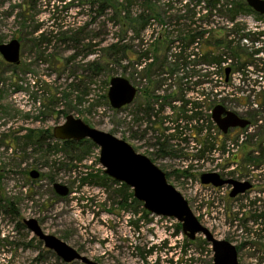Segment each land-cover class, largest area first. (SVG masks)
<instances>
[{"label": "rangeland", "instance_id": "1", "mask_svg": "<svg viewBox=\"0 0 264 264\" xmlns=\"http://www.w3.org/2000/svg\"><path fill=\"white\" fill-rule=\"evenodd\" d=\"M47 1L43 0L42 6L36 5L33 9L26 5L28 0H0V44L11 40L20 43L18 65H9L0 56V264H65L45 249L24 225L18 229V219L7 210L9 204L17 210L22 221L35 219L45 234L65 242L98 264L212 263L210 247L197 244L205 242L202 236L196 238V243L188 244L191 241L181 234L175 220L144 216L142 205L136 200L134 203L131 197L121 206L132 191L128 188L123 193L118 192L121 184L113 183L103 173L99 148L91 141L63 146L61 141L53 138V141L46 140V145L51 147L49 152H45L48 147L44 145L38 149L24 142L23 137L29 132H50L52 135L53 128L62 124L68 115L80 119L90 128L125 141L136 153L148 157L165 173L167 182L186 199L198 221L215 238L228 241L237 248L238 264H264V73L262 79H258L260 82L256 80L260 88L254 86L253 79L254 72L263 68L258 66L257 70L252 68L248 73L231 75L222 94L228 100V110L245 119L252 117L250 126L223 135L216 126H208L206 106L201 107L204 132L215 147L202 159L190 163L179 153L198 154L187 150L192 146L189 135L193 124H181L180 132L184 135H178V139L170 142L169 149L159 145L164 141L158 143L160 133L149 130L148 120L133 127L137 133L130 138L128 118L131 109L113 110L107 100L109 80L123 77L121 68H111L90 83L85 80L83 83L88 88L83 94L81 89L72 91V85L80 83L87 74L73 73L72 69L90 62L79 57L65 62L73 55L69 44L56 42L52 45L56 50L49 51H54L64 62L37 59V54L26 43L27 39L32 40L31 37L38 35H29L36 26L41 24L45 31L55 30L65 22V26L72 29L90 21L88 8L80 7L79 0H65L66 4L74 6L67 10L57 6L56 0H50L49 4ZM158 4L162 7L167 1ZM175 6L179 7L178 4ZM57 16L60 21L53 19ZM239 20L248 29L264 30V20L255 15H242ZM225 22L224 18H219L214 24L218 27ZM188 23L186 20L167 21L161 27L151 21L142 36L138 39L130 37L134 60H138L141 51L148 50V45L160 32L171 34ZM91 28L98 33L96 43L102 38L105 43H111V38L120 33L119 28L114 30L110 25H103L101 19ZM175 37H169V41H173L167 51L169 62H181L175 58L182 54L179 53L181 44ZM256 57L264 60V51ZM95 59L93 55L87 61ZM190 61L193 59L187 60ZM134 63L130 64V70L134 72V80L130 83L141 92L145 86L144 77L139 73L141 68ZM223 67L229 68V65ZM174 72L169 86H174V82L182 80L184 75L176 66ZM213 75L222 77L220 71ZM241 76L244 82H239ZM189 77L182 83L192 87L193 77ZM123 78L128 79L127 76ZM212 83L215 84L213 80ZM157 96L160 98L161 95ZM195 98V94L188 92L185 99L192 103ZM184 137L188 144L181 142ZM30 171H37L39 177L31 179ZM211 172L224 178L249 181L254 190L247 196L229 200L227 186L213 188L200 184V175ZM54 183L67 186L69 195L57 196L52 188Z\"/></svg>", "mask_w": 264, "mask_h": 264}, {"label": "trees", "instance_id": "2", "mask_svg": "<svg viewBox=\"0 0 264 264\" xmlns=\"http://www.w3.org/2000/svg\"><path fill=\"white\" fill-rule=\"evenodd\" d=\"M161 1L79 0L80 4L78 5L80 7L88 8L87 12L90 18L88 23L70 29L65 26L64 22L57 29L47 31L43 30L41 24H39L29 34L34 36V34L37 35L38 33V35L34 36V38L31 37L32 40L27 39L26 43L31 46V50L37 54V59H41L42 62H64L54 53L56 48L52 45L56 42L63 45L69 44L73 51V55L65 62H72L78 57L83 59L84 62H90L85 64V66H77L72 69V71L74 70L73 73L80 71L85 75L87 74L85 79H80V83L72 85V91L81 89L83 94H86L88 88L83 83L85 80L90 83L91 80L101 76V74L108 73L111 68H121L123 77L127 76L129 81L134 80V72H132V69L130 70V64L135 62L134 64L141 68L139 73L144 77L145 86L141 88V92L138 91L139 97L137 98L138 103L136 106L134 108L130 105L125 106L131 109V115L128 118L130 138H134L137 133L132 128H137L140 123L142 124V122L148 120L149 130L160 133L158 143L163 140L164 142L159 143V145L166 149L170 142L178 139V135L179 137L184 135L182 131L180 132L183 127L181 126L182 123L193 124L190 126L189 135V139L192 140V146L190 145L187 150L196 151L198 154L189 156L183 152L179 153L183 155L182 157L186 161L193 163L202 159L207 151L215 147V143L210 142L209 135L204 132L206 129L201 123V107L206 106V123H208V126L215 128L210 120V112L216 105H222L227 109L228 100L222 94H224L225 87L230 83L231 75L248 73L249 69L257 70L258 66H261L263 69L260 72L255 71L253 76L254 86L260 88V83L256 82V80H261L263 77L264 60L256 57V55L264 51V30L248 29L245 23L239 20V17L242 15H255L262 20L264 18L255 14L243 0H166L167 4H162L163 6L160 7L161 4L158 3ZM50 2L48 0L47 4ZM43 3H45L43 0H28L26 5H30L31 8L35 9L36 5L42 6ZM56 3L57 6L60 5L66 10L74 7L66 4L65 0H56ZM176 3L179 7L175 6L177 5ZM201 4L203 6H200ZM137 10L139 11L138 13H136ZM166 13H173V15H167ZM219 18H224L226 24L216 27L214 22ZM53 19L60 21L58 16ZM100 19L103 25H110L114 30L119 28L120 33L115 34V37L111 38V43H105L106 40L104 38L98 43L94 42L98 33L91 28V25ZM179 20H186L189 23L181 25L183 28L180 31L175 30L171 34L165 31L160 32L152 39L148 45V50H145V52L141 51L138 55V60H134V53L130 43L131 36L138 39L146 32L151 21L163 27L167 21L176 23ZM173 35H176V41L181 44L179 50L182 49L179 53L182 54L175 56L181 62L168 61L167 51L170 50L169 46L173 43V41H169V37ZM243 44L251 47H246ZM51 49L54 50L53 53H49ZM93 55L96 56V59L87 61V58ZM190 58L193 61L187 62ZM224 64H228L230 70L227 80ZM175 66L177 71H182L184 75L182 80L178 79V82H174L176 83L174 86H169L168 83L175 73ZM218 71H220L222 77L218 78L213 75V72ZM189 76L193 77L192 87L182 83ZM243 76L239 78V82H244ZM212 80L215 84L212 83ZM219 83L222 86L221 88ZM256 84H259V87ZM172 87H175V89L172 90ZM155 92H165L164 98L167 102L162 103L163 105L156 104L159 98H156ZM188 92L196 95L195 102L186 101L185 98ZM149 96H154L156 103H151ZM175 100L182 102L179 108L171 105ZM167 106L171 109L169 111L170 115L163 116V111H165ZM125 107L120 110L125 109ZM247 120L250 121L251 125L252 117H248ZM23 140L38 149L44 145V147H48L45 152H49L51 147L50 144L46 145V140L53 141V136L50 132L34 131L33 133L29 132L27 136L23 137ZM61 142L63 146H71L75 143L73 141ZM181 142L189 143L185 137L181 139ZM170 153L174 154L173 151H170ZM106 179L108 180V178ZM112 182L115 183L113 180ZM120 187L122 188L118 192L123 193L128 190L123 184ZM129 197L134 203L136 202L132 195H128L125 201L121 203V206L127 204ZM255 202L256 200H254ZM7 210H9V214L18 219L17 210L12 209L11 204L7 206ZM142 212L144 216L150 215L144 209ZM17 227L22 228L23 225L17 222ZM196 242L197 240L195 239L187 243ZM198 243L209 247L204 241H199Z\"/></svg>", "mask_w": 264, "mask_h": 264}, {"label": "water", "instance_id": "3", "mask_svg": "<svg viewBox=\"0 0 264 264\" xmlns=\"http://www.w3.org/2000/svg\"><path fill=\"white\" fill-rule=\"evenodd\" d=\"M244 3L258 16L264 18V0H243ZM0 56L9 65L20 62V43L11 40L0 44ZM229 68L225 69L226 80ZM136 95L135 87L128 79L112 77L109 80L107 100L113 110H120L132 103ZM211 121L216 128L226 135L233 129H244L250 121L239 116L222 105H216L211 110ZM52 136L57 141L89 140L99 148V163L103 173L114 182L125 185L132 191L133 199L152 216L175 220L180 225L181 234L188 240L194 241L202 236L212 252L211 264H238V252L234 245L225 240H219L203 226L192 213L186 199L167 182L166 175L152 161L138 154L125 141L117 139L109 133L90 128L80 119L71 115L65 117L62 124L52 130ZM31 179L39 177L37 171H30ZM200 184L221 188L232 187L231 198L244 194L251 188L247 181L223 179L217 173H204L199 177ZM54 193L64 198L69 195L67 186L54 183ZM22 224L38 239L43 247L52 251L65 264L75 261L81 264H98L79 254L75 249L52 235L45 234L35 219H24Z\"/></svg>", "mask_w": 264, "mask_h": 264}, {"label": "flooded vegetation", "instance_id": "4", "mask_svg": "<svg viewBox=\"0 0 264 264\" xmlns=\"http://www.w3.org/2000/svg\"><path fill=\"white\" fill-rule=\"evenodd\" d=\"M134 86V85H133ZM135 87V89H136V95H135V97H134V99H133V101H132V103L130 104V106L132 107V108H134L135 106H136V100H137V97H138V89H137V87L136 86H134ZM155 95L157 94V95H161L160 96V98L158 99L157 97V95H156V98L158 99V101H159V105L160 104H164V102H167L166 101V99L164 98V96H165V92H160V93H154ZM178 95H180L179 93H177ZM163 97V98H162ZM149 98V101H151V103H156V98L154 97V96H149L148 97ZM178 98H179V96H178ZM180 99V98H179ZM157 104V103H156ZM162 104V105H163ZM181 104H182V102L180 101V100H175V101H173L172 103H171V105L172 106H175L176 108H179L180 106H181ZM152 106H153V104H152ZM159 108V107H158ZM167 110V111H166ZM171 109H170V107H165V111H163V116H168L169 115V111H170ZM191 134H192V132H191ZM193 135H194V132H193ZM75 142V141H74ZM80 142V141H79ZM222 177V176H221ZM223 179H231V180H236V179H232V178H224V177H222ZM236 181H240V182H243V181H245V180H236ZM247 182H249V181H247ZM250 183V182H249ZM251 184V183H250ZM227 187H228V189H229V193H228V199L230 200V199H234V198H237V197H239V196H247L250 192H252L254 189H253V186H252V184H251V188L248 190V191H246L244 194H241V195H237L236 197H234V198H231L230 196H229V194H230V191H231V189H232V187L231 186H229V185H226ZM225 187V186H224ZM214 188V187H213ZM256 200V199H255ZM17 222H19L20 224H22V219L19 217V214H18V220H17ZM23 225V224H22ZM20 227H18V229H19Z\"/></svg>", "mask_w": 264, "mask_h": 264}, {"label": "bare ground", "instance_id": "5", "mask_svg": "<svg viewBox=\"0 0 264 264\" xmlns=\"http://www.w3.org/2000/svg\"><path fill=\"white\" fill-rule=\"evenodd\" d=\"M197 218V217H196Z\"/></svg>", "mask_w": 264, "mask_h": 264}]
</instances>
